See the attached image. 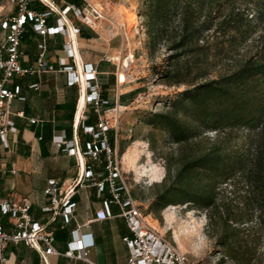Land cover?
Returning <instances> with one entry per match:
<instances>
[{
  "label": "rangeland",
  "instance_id": "rangeland-1",
  "mask_svg": "<svg viewBox=\"0 0 264 264\" xmlns=\"http://www.w3.org/2000/svg\"><path fill=\"white\" fill-rule=\"evenodd\" d=\"M89 1L102 12V17L96 21L97 28L117 33L124 42L122 54H115L113 61L120 62L126 80L121 79L120 71L119 78L124 82L122 89L127 91L122 94V106L112 107L109 118L118 128L120 140L123 139L125 153H118L119 165L129 189L141 203L142 212L150 215L151 223L159 232L194 264H264L259 195L242 175L219 187L220 212L213 220L207 209L189 202L171 203L159 213L149 212L151 202L163 186L166 166L171 165L176 171L183 151L189 153L206 145L208 140L214 141L217 131H206L203 142L198 139L181 146L167 132L146 123L149 113L170 109V101L176 93L187 87L171 84L161 75L168 65L166 58L175 52L163 42L151 52L145 16L147 0ZM250 1L216 3L214 9L222 3V13L215 14V21H220L230 10L239 12L240 18L235 24L224 23L204 33L201 44L209 45L211 50L207 61L196 65L200 56L194 57L192 53L182 56L190 61L192 77L198 82L227 74L246 59L264 55V4ZM249 134V130L237 128L230 140L223 143L248 152L252 146ZM120 146L118 142L117 151ZM228 217L231 219L224 231L222 224Z\"/></svg>",
  "mask_w": 264,
  "mask_h": 264
},
{
  "label": "crops",
  "instance_id": "crops-1",
  "mask_svg": "<svg viewBox=\"0 0 264 264\" xmlns=\"http://www.w3.org/2000/svg\"><path fill=\"white\" fill-rule=\"evenodd\" d=\"M66 1L81 8L87 5L85 0H81L80 4ZM59 3L62 8L66 5L63 1ZM31 6L45 9L38 1H33ZM48 24H64L65 31L43 37L32 23H28L21 39L23 66L36 62L43 39L47 43L49 65L40 75L16 77L20 93L12 107L14 112L23 111L24 116L12 115L16 130L8 133V146L0 141V201L6 198L20 201L28 197L32 201L30 212L33 219L46 225V231L55 236V246L61 252L67 251L76 239L75 229L79 223L82 225L81 232L91 233L90 237L94 240L89 249L91 260L99 264H128L129 249L124 237L132 235V232L120 204H110L112 217L96 219L97 211L103 209L106 200L112 197L108 184L103 189L97 184L108 174L105 153L101 154V161H95L85 153L86 142L92 138L85 127L97 125L99 116L92 104H85V84L72 83V76L66 69V65L73 66L82 74L91 67L97 69L103 96L107 100V115L111 116L112 107L122 106V94L127 91L122 89L124 82L119 81L120 62L113 61L115 54H122L124 42L111 30L100 31L98 24L89 26L73 11L63 15L53 13L48 18ZM75 27L79 28L78 33ZM68 40L71 41L69 44ZM35 82H40L39 88L31 87ZM115 126L109 134L115 129L114 147L117 148L121 134ZM60 137L71 141L75 151L58 145ZM87 165H91L96 178H86L81 185H76ZM51 178L58 179L64 190L75 184L73 199L77 202V221L65 223L61 216L50 221L51 213L44 207L48 204L45 189ZM131 193L143 211L138 197ZM122 197H126L124 190ZM0 219L7 232L14 230L15 217L12 214H1ZM6 255L8 264H42L38 251L24 242H10ZM48 262L89 264L82 259L58 254L49 255Z\"/></svg>",
  "mask_w": 264,
  "mask_h": 264
},
{
  "label": "trees",
  "instance_id": "trees-1",
  "mask_svg": "<svg viewBox=\"0 0 264 264\" xmlns=\"http://www.w3.org/2000/svg\"><path fill=\"white\" fill-rule=\"evenodd\" d=\"M256 1L264 4V0ZM218 2L222 0H147L145 16L151 52L162 42L175 52L166 58L168 65L161 75L171 84L187 87L176 93L170 109L149 113L146 123L167 132L181 146L198 139L203 142L206 131H217L214 141L208 140L189 153L183 151L176 171L166 166L163 186L149 212L159 213L171 203L189 202L207 209L213 220L220 212L219 187L242 175L259 195L258 209L264 226V55L250 57L233 71L202 82L192 77L193 66L182 57L187 53L200 56L196 65L207 61L211 50L209 45L201 44L204 33L224 23L235 24L240 18L239 12L230 10L215 21V14L222 13V3L214 9ZM237 128L250 132L252 146L248 152L223 143ZM110 133L114 147L115 129ZM119 142L121 155L125 145L123 139ZM229 219L225 218L222 230H227Z\"/></svg>",
  "mask_w": 264,
  "mask_h": 264
},
{
  "label": "built area",
  "instance_id": "built-area-1",
  "mask_svg": "<svg viewBox=\"0 0 264 264\" xmlns=\"http://www.w3.org/2000/svg\"><path fill=\"white\" fill-rule=\"evenodd\" d=\"M33 1L40 2L45 9L39 10L32 7ZM59 1L65 2L66 5L62 8ZM85 2L87 5L81 8L66 0H0V141L4 146H8V133L16 130L12 115L24 116L23 111L14 112L12 107L20 93L16 77L40 75L48 69L49 65L46 59L45 39L39 44L40 53L36 62L29 66L21 64L23 56L21 39L27 24L32 23L34 29L43 37L57 34L65 31V25H49V16L53 13L63 15L73 11L86 24L93 27L97 24V19L102 17V12L89 0ZM75 32H79L78 27H75ZM70 42L67 41L68 44ZM63 64L66 62L63 61ZM66 69L72 76V83L85 84V104H92L99 116L97 125L85 127L86 131L92 135V138L86 142L85 153L95 161H101V154L105 153L108 174L97 181V184L101 189L108 184L112 197L106 200L103 209L97 211L96 219L105 220L112 217L110 204L113 202L120 204L122 214L126 217L132 232V235L124 237L129 249L128 264H194L185 253L159 232L151 223L150 215L140 210L125 182L122 167L119 165L117 148L111 145L109 139V130L114 125L110 123L107 115L105 108L107 100L103 96V87L98 78L97 69L91 67L84 74L77 72L73 66L66 65ZM31 87L39 88L40 82L33 83ZM60 138L58 145H65L71 152L75 151L71 141ZM13 171L15 172V169ZM86 178H96L91 165H87L85 173L77 179L75 184L81 185ZM75 184L64 190L58 179L48 180L45 189L48 204L44 210L51 213L50 221L56 220L58 216H61L65 223L77 221V202L73 199L76 193ZM123 190L126 192L125 198L122 197ZM31 208L32 201L28 197H23L20 201L10 198L0 201V217L1 214L9 213L15 217V227L12 232L6 231L0 219V264H8L6 248L10 242H24L37 250L42 264H49L48 256L51 254L66 255L85 260L89 264H99L89 258V249L94 244V240L90 237L91 233L81 232V224L77 223L76 239L70 243L69 249L61 252L55 246V236L46 231V225L33 219Z\"/></svg>",
  "mask_w": 264,
  "mask_h": 264
},
{
  "label": "bare ground",
  "instance_id": "bare-ground-1",
  "mask_svg": "<svg viewBox=\"0 0 264 264\" xmlns=\"http://www.w3.org/2000/svg\"><path fill=\"white\" fill-rule=\"evenodd\" d=\"M76 36V35H75ZM82 65V64H81ZM120 76L123 81L126 80V76L120 71ZM84 84V83H83ZM155 222V220H153ZM155 224V223H154ZM179 239V238H178ZM180 241V240H179ZM181 242V241H180ZM182 244V243H181Z\"/></svg>",
  "mask_w": 264,
  "mask_h": 264
}]
</instances>
